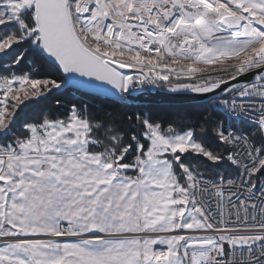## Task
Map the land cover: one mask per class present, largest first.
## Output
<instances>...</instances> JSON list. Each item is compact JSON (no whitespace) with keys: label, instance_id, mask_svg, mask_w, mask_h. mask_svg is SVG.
Returning a JSON list of instances; mask_svg holds the SVG:
<instances>
[{"label":"snow or ice","instance_id":"obj_1","mask_svg":"<svg viewBox=\"0 0 264 264\" xmlns=\"http://www.w3.org/2000/svg\"><path fill=\"white\" fill-rule=\"evenodd\" d=\"M0 264H264V0H0Z\"/></svg>","mask_w":264,"mask_h":264},{"label":"trees","instance_id":"obj_2","mask_svg":"<svg viewBox=\"0 0 264 264\" xmlns=\"http://www.w3.org/2000/svg\"><path fill=\"white\" fill-rule=\"evenodd\" d=\"M145 105L149 110L160 116L168 115L172 107L171 104H145Z\"/></svg>","mask_w":264,"mask_h":264},{"label":"water","instance_id":"obj_3","mask_svg":"<svg viewBox=\"0 0 264 264\" xmlns=\"http://www.w3.org/2000/svg\"><path fill=\"white\" fill-rule=\"evenodd\" d=\"M144 104H170L169 100L164 95H153L147 98H141Z\"/></svg>","mask_w":264,"mask_h":264}]
</instances>
